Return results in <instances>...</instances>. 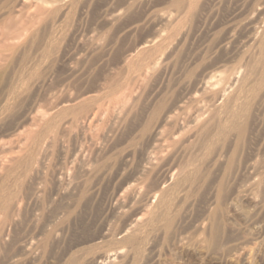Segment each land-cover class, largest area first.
Returning <instances> with one entry per match:
<instances>
[{"label":"rangeland","instance_id":"374dc122","mask_svg":"<svg viewBox=\"0 0 264 264\" xmlns=\"http://www.w3.org/2000/svg\"><path fill=\"white\" fill-rule=\"evenodd\" d=\"M25 1L0 0V146L15 148L0 151V162L18 154L15 139L22 132L44 129L36 115L64 100L93 93L107 108L123 90L136 88V102L115 124L106 112L86 136L69 126L81 123L89 108L73 102L55 112L54 135L48 134L54 139L43 134L44 140L31 143L27 161L8 180L5 193L17 208L7 218L0 215V264H88L99 252L113 258L105 264H264V0ZM14 22H24L28 31L7 39ZM145 43L159 61L138 89L140 83L131 86L126 79L136 69L122 63ZM190 72L191 81L211 72L240 78L244 130L221 136L200 180L176 198L168 220L137 232L139 248L115 241L130 214H146L139 206L144 201L125 214L114 204L140 167L139 122L152 100L185 99ZM97 131L107 138L86 151L85 163L75 160L76 150L88 149V132Z\"/></svg>","mask_w":264,"mask_h":264},{"label":"bare ground","instance_id":"6f19581e","mask_svg":"<svg viewBox=\"0 0 264 264\" xmlns=\"http://www.w3.org/2000/svg\"><path fill=\"white\" fill-rule=\"evenodd\" d=\"M24 2H26V1L23 0V3ZM30 5L32 6V3ZM30 5H29V7H30ZM38 5L40 6V4H38ZM38 5H37V7H38ZM34 10H35V8H34ZM36 10H37V8H36ZM34 17H35V15H34ZM162 18H163V16H162ZM18 19L22 20V18H18ZM15 20L17 23V19H15ZM24 22H26V21H24ZM24 22H22V24L20 23L21 25H19V26H17L18 24L15 25V22H14V28L13 29L10 28L13 24L10 27L8 26L9 24H7L6 26H8L11 29V31H10V34L6 35V38L7 39H9V38H11V39L12 38L13 39L20 38L22 34H25L24 32H27L28 29L26 30L27 27H26ZM15 26H16V28H15ZM29 28H30V26H29ZM2 36H3V33H2ZM224 40H226V39H224ZM253 41L254 42L256 41V37L253 38ZM151 42L152 41H150V43ZM151 47H152L151 45L145 43V45H142L138 48H134V50L127 57L124 58L122 64H126V66L128 67L127 69L129 71L136 69V71H134L135 72L134 74L131 75L132 71H131V73L126 74L127 75L126 79H127L129 85H131V86H132V84L137 85L140 82L145 83V81L153 75V72H152V71H154L153 67L158 64L159 60H157L156 58L159 56H157L156 58L153 57L152 52H150ZM152 51H153V49H152ZM257 62H258V60H257ZM262 62H263V60H262ZM169 64H170V62H169ZM126 66L124 65V68ZM257 68H258V66H257ZM154 69H155V67H154ZM219 72L218 73L217 72L216 73L208 72L210 74L206 73L207 74L206 76H205V74L202 73V75H201L202 77H198L194 81H191V80H193V78H192L193 73L190 72L191 73V74H189V78H190L189 80L191 81L189 83L190 92H189V95L185 99L178 100V101L174 100L175 102L170 103L171 101H169L167 99V97L163 96L162 98H159L158 101L154 102V100H152L153 104H151V102H149L150 103L149 107L147 104L148 110H145V112H146L145 119L142 120L141 123L139 122V124H140V126L138 125L139 126V132H138V135H136L141 140V147H140L141 148V152H140L141 154H140V163H139L140 167L138 168V170H136L137 172L135 174V177L133 176L135 179L133 178L132 179L133 181L131 179H128L129 181L131 180V182H128L126 180L127 184L124 187H122V189H120V191H118L114 195V199H115L114 204L116 205V207L115 206L114 207L116 208L117 213L125 214L129 209L134 208L136 205H138L142 201H144L145 203H143V205H139V206H142V207L144 206L142 208V211L145 210L144 212H146V214H145V216H142L141 214H140L141 216H139V212H134L133 214H130L131 217L129 216L128 220L123 224V226L115 234V236H114L115 241H118L121 243L122 242L129 243L132 247L137 246V248H139L140 236H138L137 232L138 231L142 232L145 230L157 229V228L159 229V227L161 225V221L168 220L170 211L174 205L176 198H179V196L181 194L182 195L188 194L189 189H191V187L198 181L199 177L201 176V172L203 170L202 167H203L204 163L207 161L209 155H211L213 148L215 146H217V143L220 141L221 136L228 135V133L233 131V130H239L240 133L243 132L244 121L242 120V118H243L242 110L243 109L241 107V106H243V104L241 103L242 105L241 104L238 105V100L240 98L239 90L241 89V88L238 89V83H239L240 78L238 79L237 78L238 76H236V74H234V76H233V74H232V76L228 75L229 76L228 77L226 74L224 75V73L219 74ZM252 72H253V70H252ZM124 73H126V72H124ZM260 75L262 76V74H260ZM118 76H121V75H118ZM255 76H253V77L256 78ZM121 77L123 78V75ZM256 80H258V78H256ZM119 81H120V79L118 80V82ZM113 84L111 86H113ZM141 84L142 83H140L138 85L139 86V87H137L138 89H140V86L144 85V84H142V85ZM129 85H127V86L129 87ZM245 85H247V84H245ZM248 85H250V84L248 83ZM122 86H125V85L122 84ZM128 87H127V89H128ZM111 88H113V87H111ZM135 89L136 88H132V90L130 92L123 90L121 94L119 93V96L117 95L116 97H113L114 102L111 103L112 105L107 106V108H105L106 106L104 107V105L99 104L98 103L99 96L92 93V94H88L87 96L86 95L81 96V97L78 96L75 98H73V97L70 98L71 97L70 96L69 97L70 99H68L66 101L64 100V102L48 108L49 111H46L45 113H42L40 115H36L34 117V121L36 122V124H39V125L40 124H46L45 127L43 126L44 129L43 130H30L29 129L30 131H24V133L22 132L19 135V138L15 139L18 143V144H16V145H18L17 146L18 154L17 155H10V156L7 155L5 159L3 158L4 161L1 159L2 163L0 162V164H2V166L0 167V181H1V183H0V215H2V218L8 217V213H9L11 207L14 210H15V208H17L16 203L13 206L12 202L9 200V198H7V195L5 193V191L9 189L8 180H9L10 176H12V174L15 173V171L17 170V165H20L21 163L27 161L28 154L26 153V149L31 143H34V142L36 143L39 139H42L43 134L44 135L46 134V137L48 138V140H49V138H51L50 136L54 135L53 133L51 135L50 132L54 126V123H55L54 121H56L55 119L52 118V116L55 114V112L60 114L61 112L67 110V107L69 105H71V104L74 105L75 103H76L75 104L76 106L80 105L84 108L85 107L89 108L87 114L85 113L86 114L85 119L81 123H79V124L77 123L78 124L77 125L75 123V122H77V120H75L72 122L71 126H69V128L76 127V130L79 129L81 136H82V134L84 136H86L85 133L88 130H91L93 128H98V126L100 125L99 122L102 119L101 117H103V115H105L106 112H109V110H110L109 113L111 115V120L112 119L114 120V124L116 122H118V120L120 121V118L122 119L123 116H125V115L127 116V114L130 111H132L131 110L132 105H134V103L136 102V101H134V94H133ZM228 94L230 97H227ZM73 102H74V104H73ZM69 108H71V106H69ZM73 110H75V109H73ZM80 115H82V113ZM103 118H105V117H103ZM109 119H110V117H109ZM62 126L63 125L61 124L60 127H62ZM114 127H116V126H114ZM39 128H40V126H39ZM66 128H68V126ZM54 129H55V127H54ZM57 129H58V126H57ZM103 129H104V127H103ZM59 130H61V129H59ZM61 132H58V133L61 135ZM95 133L96 134L92 135V133L89 134V132H88V136L90 135V139H89V143H88V149L84 150V148L82 149V147H80L79 149L77 148L78 150H76L77 152L75 153V156H74L75 160H77V159L82 160L83 159V162H84V160L87 159V158H84V157H86V154H87L86 151L89 150V148L91 146H97L98 145L97 142H99L100 140L104 141L103 139L107 138L106 136H104L105 134L101 135L100 133H98V131ZM48 134H50V136ZM62 135H63V132H62ZM56 136L59 137L58 135H56ZM136 136H135V138H136ZM230 136H231V134H230ZM135 138H133V140H135ZM51 139H50V141H51ZM42 140H44V137ZM48 140H45L44 142H47ZM39 142H41V141H39ZM6 143H8V142H6ZM38 144H40V143H38ZM4 146H7V145H1L0 146V149H2L0 151L2 153L5 152L4 150H6V148H8L10 145H8V147H6V148ZM10 147H13L12 143H11ZM34 147L36 148L35 145H34ZM77 147H79V146H77ZM35 148L33 150H35ZM12 150H8V151L12 152ZM30 150H31V148H30ZM31 152L34 153L33 151H31ZM70 154H72V153H70ZM216 155L220 159H221V157L224 156V155H222V153L220 151ZM3 156H4V154H3ZM215 159H216V157H215ZM71 161L74 163L76 162L73 160H71ZM85 162H86V160H85ZM211 162H213V161H211ZM82 164H81V167L84 165V164L83 165ZM205 166H207V165H205ZM71 167H73V165ZM83 169H87L86 164H85V167L83 166ZM14 179H15V177H14ZM14 182H15V180H14ZM253 182H254L253 180H251L249 182L248 187L251 188V189H247V190H249V192H250V190L253 191V189L255 188V187L253 188V185H254ZM63 185H65V184H63ZM68 187H71V186H68ZM66 190H68L67 187H66ZM2 191H4V192H2ZM153 199H156L157 201L155 202V200L153 201ZM136 210H138V208ZM140 212H141V209H140ZM12 216L13 215H11V217ZM1 221H4V220L2 219ZM4 223H5V221H4ZM108 225H109V223H108ZM1 228L3 229V227H1ZM109 231H111V230L109 229ZM104 232H105V234H107L108 228ZM141 234H143V232ZM100 241H103V240H100ZM111 241H113V240H111ZM103 244H104V242H103ZM25 245H27V244L25 243ZM95 246H97L96 243H95ZM90 249H92V248H90ZM33 250H35V249L33 248ZM31 251H29V253ZM117 254H118V252H117ZM115 255H116V253H115ZM110 258H111V256L108 255L107 253H100L99 252V253L95 254L94 256H92L90 258V261L89 262L87 261V262H88V264H105L106 262H108L110 260ZM111 259H113V258H111ZM110 262H111V260H110Z\"/></svg>","mask_w":264,"mask_h":264}]
</instances>
